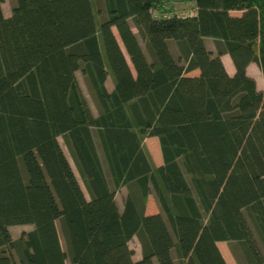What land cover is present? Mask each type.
Here are the masks:
<instances>
[{"label": "trees", "instance_id": "obj_1", "mask_svg": "<svg viewBox=\"0 0 264 264\" xmlns=\"http://www.w3.org/2000/svg\"><path fill=\"white\" fill-rule=\"evenodd\" d=\"M2 1L0 264H227L219 240L264 264V90L246 70L264 82V0H103L98 20L93 0H14L9 15ZM185 1L193 13L168 6ZM19 223L33 227L14 238Z\"/></svg>", "mask_w": 264, "mask_h": 264}, {"label": "rangeland", "instance_id": "obj_2", "mask_svg": "<svg viewBox=\"0 0 264 264\" xmlns=\"http://www.w3.org/2000/svg\"><path fill=\"white\" fill-rule=\"evenodd\" d=\"M13 3H14V0H3L2 1V7H3V10L5 13L11 11V7H12ZM179 3L180 2L168 3V6L172 5L173 9H175V11H177L178 13H181V14H186L193 9L192 7H190L188 5L180 6ZM93 8H94V11H97L96 19L97 20L100 19L104 15L103 0H93ZM113 30L118 37L116 29L114 28ZM140 41H141V44L143 46V49L145 50V52H147V50L144 46L143 40L141 38H140ZM120 43H121V41H120ZM205 43H206L207 47L214 49V42H213V39L211 37H206ZM122 48L124 49L123 46H122ZM173 51H175V50H173ZM195 72H197V69L190 71V74H193ZM251 72H255L253 74H255V76L257 78V82H258L257 88L264 90V82H263L262 72H261L257 63H255L253 65ZM76 76H77L78 82L82 88V91L84 92V94H85V96L89 102V105H90L93 113L97 114V112H98L97 100L92 93V89H91V87H90V85L86 79V76L80 71V69L76 70ZM105 85H106L107 89H109V90H111L113 87L112 76L110 74L107 76V78L105 80ZM94 135L97 138L96 132H94ZM146 138L147 139L145 140V138H144L143 141H144V147L148 153L149 159H150L151 163L153 164V166L158 165L159 163L162 162V154H161L158 136L152 135V136H146ZM58 139H59V142H60L61 146L63 147V149H64V151H65V153H66V155H67V157H68V159H69V161H70V163L74 169V172H75L86 196H88V193H87V190L84 186V183H83V181H82V179L78 173V170L75 166V163H74V161H73V159H72V157H71V155H70V153H69V151H68V149L64 143L62 136H59ZM97 140H98V138H97ZM101 155H102V153H101ZM110 184L112 185L111 181H110ZM126 192H127V187L125 185L118 188L115 192V199L117 201L119 209H121L123 206V201H124V197L126 195ZM146 204H147V207H146ZM146 204H145V210L147 208H148L147 209L148 211L153 210L154 212H156L154 209H157L158 211L160 210V205H159L157 198L155 196V192L152 189L148 193ZM155 204L157 205V207H155ZM32 227H33V225L31 223H21V224L19 223V224H12L9 226L10 231L12 233V236L14 238L18 237L19 234L21 233V231L28 230ZM57 228H58V232H59V238L61 241V245L65 249V240H64L63 234L61 232L60 225H59L58 221H57ZM217 244H218V247L220 248V251L223 254L227 264H244V263H246L245 252H244L243 247L239 241H236V240H219L217 242ZM129 246L134 251L133 258L138 259L141 255V250H140V243H139V240H138L136 235H133V237L129 240ZM66 264H70V261L68 258L66 259Z\"/></svg>", "mask_w": 264, "mask_h": 264}, {"label": "crops", "instance_id": "obj_3", "mask_svg": "<svg viewBox=\"0 0 264 264\" xmlns=\"http://www.w3.org/2000/svg\"><path fill=\"white\" fill-rule=\"evenodd\" d=\"M171 3H173V2H171ZM180 4V6H184V5H188V6H190V7H192V8H194V6H195V3H194V1H185V2H180L179 3ZM3 12H4V10H3ZM234 12H236V11H234ZM4 14L5 15H9L10 14V12H7V13H5L4 12ZM221 59H222V61H223V63H224V66H225V68H226V70L228 71V73H230V74H232L233 72H234V70H235V67H234V64H233V62H232V60H231V57H230V55L228 54V53H223L222 55H221ZM256 63V62H255ZM254 63V61H252V62H250L248 65H247V68H246V70H247V73H249L250 75H252L255 79H256V83L258 84V82H257V78H256V76H255V74H253V73H255V72H251V69L253 68V65L255 64ZM95 114V113H94ZM94 138H95V141H96V144H97V149H98V152H99V155H100V157H101V161H102V164H103V167H104V169H105V172L107 173V166H106V164H105V161H104V159H103V156L101 155V153H102V151H101V148H100V146H99V144H98V140H97V138H96V136L94 135ZM147 138L145 137V140H146ZM160 164V163H159ZM146 207H147V204H146ZM155 207H157V205L155 204ZM148 209V208H147ZM145 210L147 213H149V212H154L153 210ZM155 211H158L157 209H154ZM218 242V241H217Z\"/></svg>", "mask_w": 264, "mask_h": 264}, {"label": "built area", "instance_id": "obj_4", "mask_svg": "<svg viewBox=\"0 0 264 264\" xmlns=\"http://www.w3.org/2000/svg\"><path fill=\"white\" fill-rule=\"evenodd\" d=\"M194 12V9H192L190 12H188V13H193Z\"/></svg>", "mask_w": 264, "mask_h": 264}]
</instances>
